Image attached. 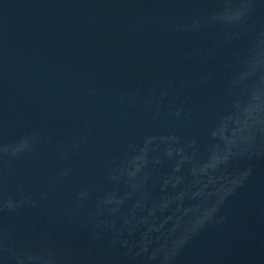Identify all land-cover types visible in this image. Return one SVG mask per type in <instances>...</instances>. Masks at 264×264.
<instances>
[{"label":"water","instance_id":"water-1","mask_svg":"<svg viewBox=\"0 0 264 264\" xmlns=\"http://www.w3.org/2000/svg\"><path fill=\"white\" fill-rule=\"evenodd\" d=\"M0 264H264V0H0Z\"/></svg>","mask_w":264,"mask_h":264},{"label":"clouds","instance_id":"clouds-1","mask_svg":"<svg viewBox=\"0 0 264 264\" xmlns=\"http://www.w3.org/2000/svg\"><path fill=\"white\" fill-rule=\"evenodd\" d=\"M241 14H242V11L237 12V13L235 14V16H236V17H239Z\"/></svg>","mask_w":264,"mask_h":264}]
</instances>
